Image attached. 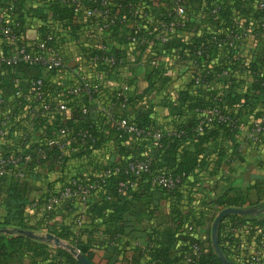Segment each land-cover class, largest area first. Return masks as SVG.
I'll use <instances>...</instances> for the list:
<instances>
[{"label": "crops", "instance_id": "0c3cea01", "mask_svg": "<svg viewBox=\"0 0 264 264\" xmlns=\"http://www.w3.org/2000/svg\"><path fill=\"white\" fill-rule=\"evenodd\" d=\"M246 4L243 3V5ZM30 5L31 2L27 1V6ZM234 14L233 22L240 26L244 34L237 52L241 57L254 58L255 53L264 45V28L259 36L244 30L247 17L241 12ZM74 18L79 27L75 31L60 27L59 33L55 35L54 44L71 59L72 63L80 64L82 58L87 57L86 49L99 42V34H91L93 23L83 24L86 16L79 15ZM251 20L253 24L261 22L264 27V13L258 19ZM195 21L197 22L198 18ZM196 22L179 30L174 41L189 40L194 34H200L203 31V25ZM39 24L40 20L34 18L31 24L26 26L24 35H20V42L24 38L33 39L37 35ZM119 36L120 33L111 36L109 42H113L120 50L124 63L108 76L100 94L83 102L87 104V111L92 119H96L99 113L104 116L101 120L102 124L99 125V131L104 137L103 141L87 154L69 157L63 164H60L55 157L49 158L35 169H28L22 176L26 181V194L29 200L26 205L29 211L27 224L34 232L44 233L49 231L50 227L58 228L67 224L77 232L72 213L65 214L62 206L59 207L58 204L54 207L49 222L42 221L41 207L49 196L57 194L61 189L59 179L67 176L84 179L89 175H98L105 165L127 157L133 151L139 155L151 150L149 144L140 145L139 140L132 135H127L123 139L117 138L112 123L114 116L124 112L138 113L147 110L156 126H167L169 121L176 117L172 107L177 99L178 91L191 79L186 67L193 68L194 60L180 56L173 44L149 42L145 46H139L124 41ZM2 42L7 44L6 52L2 51ZM19 44H16L15 37L12 39L9 36L0 35V53H11ZM209 55L210 65H217L220 61L227 59L221 44L217 45ZM153 60L156 61L154 64H152ZM95 67L100 65L97 64ZM39 74L45 78L49 87L56 91L60 90V85L74 81V77L66 70L47 72L41 68L22 69L17 76H14L20 78L21 89H15V83L12 81V87L4 89L5 98L12 101L15 97L22 96L28 80ZM252 81V73L239 64L231 73L222 70L207 81L197 82L196 78L194 82L199 84L200 92L207 97L210 89H219L224 94L234 95L245 91ZM124 82L130 85L129 91L126 92V107L121 106V101L114 96V90ZM227 107L230 111H239L237 105H227ZM252 107L254 110L264 111V97H253ZM245 114L242 112L240 115V119H244L245 116L244 124L239 126L233 135L218 134L213 140L202 143L191 140L189 148L194 150L197 147H203L207 152V161L189 172L176 191L163 194L161 190L153 188L147 197L132 201L130 205L132 212L130 210L124 212L126 222L121 243L91 247V260L96 264H131L134 255L140 251L136 260H139L138 264H144L148 258V248L158 239V236L153 237L155 231L162 232L166 229H171L175 235L188 231V234L196 237V241L201 242L203 252H209L213 246L211 225L214 217L222 208L235 206L243 209L253 207L255 210L252 215L241 213L243 217L237 231L230 230L231 221H229L226 229L221 232V236L224 238L226 231L230 232L229 239H223V244L233 262L248 264L249 255L258 242L260 225L257 220L264 217V131L256 135L251 134L250 125L254 120L251 116L248 117V113ZM72 115V110L63 114L47 115L42 118L39 127L53 125L56 121L71 118ZM28 117L22 113L13 118L9 126L10 132L8 133L6 128L5 133L0 135V149L19 148L15 139L16 134L25 129L29 130ZM38 133V131H31V138L36 139ZM6 179L7 182L10 181L9 178ZM91 197L94 200L97 198L96 195ZM4 212L5 208L0 204V220ZM97 228L103 229L104 223H99ZM98 234L96 232L95 236ZM149 234H153L151 240H148ZM80 238L87 240L86 234H80ZM190 242L189 239L188 241L182 238L177 239L171 248L172 255H176L179 248L189 245ZM46 243L52 246L49 242L46 241ZM47 249L54 252L51 247ZM260 253L261 264H264V252ZM47 263L48 260L41 255H34L31 249L21 248L4 264Z\"/></svg>", "mask_w": 264, "mask_h": 264}, {"label": "trees", "instance_id": "16d2710c", "mask_svg": "<svg viewBox=\"0 0 264 264\" xmlns=\"http://www.w3.org/2000/svg\"><path fill=\"white\" fill-rule=\"evenodd\" d=\"M27 1L31 2L30 6H27ZM109 8L113 12H117L120 17L124 18L125 23L116 22L111 24L110 27L101 31L99 34V42L93 46H89L86 49L85 55L97 54L102 56L104 51L101 44H107L111 51L117 56H122L120 50L115 46L113 42H109L111 36H115L120 33V39L128 41L125 33L130 31L134 33L135 25L131 26L134 21L135 24L146 23L147 27L150 22L147 21L146 15H155L161 17L166 11H168L169 2L163 0L162 4H155L153 0H109ZM142 3L143 13L146 15L135 14L134 10ZM188 18L185 21L183 27L178 28L171 38L167 41H159L156 38L152 39L153 43L160 42L163 44H173L178 49V54L185 56V58H192L195 62L193 68L186 67L187 74L191 77L190 81H187L184 88L178 91V96L173 104V110L176 114L175 118H172L167 126H156L151 120L149 111H139L138 113L124 112L121 115H129V117L139 127L146 129L159 128L161 130V136L157 141V144L153 143L150 134L146 133L140 136H134L139 140V144H149L151 150L144 151V154L137 155L134 151L127 157L120 160H116L103 167L102 171L98 175H89L84 179L75 176H67L59 179V187L64 185L75 178L78 181L92 182L95 181L98 186L91 189L88 192L87 198L84 203L79 202L75 197H69L60 202L64 213H72L77 232L70 228V225H62L58 228L50 227L49 231L58 235L60 238L65 239L71 244L75 245L82 253H84L89 259L92 257L91 247L100 244H119L121 243V235L125 232L126 218L124 212L130 210L132 201L147 197L150 194V190L157 188L163 192V194H170L176 191L178 185L184 181L185 177L195 167L203 165L207 161V152L203 147H197L194 150L189 148V142L196 140L199 143L211 141L218 134L233 135L239 126L244 124V119H240V115L248 113V117L251 116L254 121L262 119L264 111L254 110L253 97H264V45L255 53L254 58L241 57L237 50L240 43L227 46L223 45L227 54L224 61H220L217 65H210L208 60L210 59V53L214 51L218 45V42L214 41L213 36L219 37L226 34L230 29L238 27L233 21L235 14L241 12L247 19L244 24V30H249L255 35H260L263 30L261 22L253 24V18L260 17L264 13L263 9H258L255 6V0H187ZM243 3H247L243 5ZM218 4L219 9L217 15L210 13L211 8ZM235 10V12H234ZM32 11V13L30 12ZM0 26L8 25L11 32L15 36L16 44L20 42V35H24L26 26L30 25L34 18L40 20V24L37 26V35L33 39L24 38V42L36 43L40 40L46 39L48 34H52V39H46L49 43L54 41L55 35L59 33V28H69L75 31L79 24L74 18L73 4L71 1L62 0H0ZM196 18L198 21L196 22ZM96 17H87L84 23L96 22ZM262 20V19H261ZM192 22L202 23L203 31L200 34H194L189 40H178L177 33L182 28L190 26ZM254 22V21H253ZM257 22V21H256ZM219 29V30H218ZM0 35L1 29H0ZM149 42L141 45L145 46ZM2 51L6 52L7 44L1 43ZM88 52V53H87ZM87 53V54H86ZM124 61L116 63L108 68V76L122 66ZM242 66L248 69L253 75V81L245 91L235 93L224 94L219 89H210L208 96L200 92L199 84L194 81L197 78V82L207 81L212 78L213 75L220 73L222 70H226L228 73ZM100 66L103 63L100 62ZM38 69L39 67H30L26 63H18L14 66H4L0 70V86L4 89L12 87V77L17 76L18 72L22 69ZM189 70V71H188ZM116 71V70H115ZM114 71V72H115ZM37 76V75H36ZM49 87V85H48ZM55 92L52 87L49 90ZM52 91V92H53ZM12 99L10 105L6 102L0 103V128L4 125L7 126V132L9 133L11 128L9 127L13 118L18 114H27V109L24 106L16 109L15 105L17 99ZM86 96L82 95L79 104L72 107L75 102L72 100L68 102L72 107L73 115L66 120L56 121L53 125H45V127H39L42 118H38L35 121L34 127L30 130H23L16 134V143L19 148L16 150H10L9 148H1L0 155H12L23 153L25 151H33L35 146H44L45 141L52 134L53 129L60 125H67L74 129L90 128L96 137V141L92 145H86L84 149H80L72 156H64L60 164H63L69 157L77 155L87 154L94 147L98 146L104 137L99 131V125L102 124L103 115L99 113L96 119H92L89 116L88 111H82L81 107ZM87 105V104H85ZM227 105H237L239 111L228 110ZM216 107L221 114L225 116V119H219L217 114L206 113L205 110ZM249 107V108H247ZM243 109H245L243 111ZM88 110V106H87ZM14 112V113H12ZM10 114V118L5 122V114ZM16 114V115H14ZM245 114V115H246ZM114 116V117H119ZM59 116V115H58ZM76 119V121L74 120ZM252 120V121H253ZM28 121V119H27ZM201 126V129L199 128ZM252 126V122L251 125ZM117 138L123 139L128 134L120 132L114 126ZM31 131H38L36 139L31 138ZM26 133L25 139L21 137ZM32 139V141H31ZM47 156L40 159L37 162L29 161L23 165L12 167L10 173L0 176V204L5 208V212L0 220V264H4L9 261L13 254L19 252V249H31L34 255H41L42 258L48 260L47 264L58 262L59 264H80L76 258L63 247H54V252H50L47 247L46 241H42L37 238L26 235L23 230L30 229L31 226L27 224V217L29 211L26 209L28 204V198L26 194V181L23 177L18 175L19 170L26 172L28 169H35L39 164L55 157L58 159L59 150L55 146L46 148ZM132 157H149L150 168L148 171L142 172L138 176H133L124 171L126 161ZM119 166L118 170L112 171L108 175H104L103 170L108 166ZM158 172H168L174 177L178 176L179 181L177 185L172 189H166L157 184L152 183V177ZM6 178L10 181L7 182ZM104 180V181H102ZM120 180L133 181V185L126 188L125 192L118 190V183ZM92 195H96V200L91 199ZM48 197V195L46 196ZM46 199V198H45ZM94 200V201H93ZM56 206V205H55ZM53 210L49 213L47 218H51ZM253 212L246 214L252 215ZM64 214V215H65ZM42 221L46 219L45 215H42ZM243 214L229 213L222 217L218 224L217 237L219 246L227 259L233 261L226 252L223 244V239H229L230 232L226 231L224 238L221 236V232L226 229V224L230 222L231 225H238L242 221ZM49 222V221H48ZM45 222V223H48ZM262 228L259 230L258 239L264 235V217L257 220ZM104 223V228L99 229L97 225ZM99 233L95 236V233ZM153 237L158 239L154 241L148 248V258L144 264H183L185 255L188 253L190 243L196 241V237L192 234L179 232L175 235L171 229L163 230L162 232L155 231ZM80 234H86L87 240L84 241L80 238ZM153 234H149L148 240H151ZM179 238L188 239L191 241L189 245L181 247L176 255H172L171 248L174 246L175 241ZM140 255V251L134 255V259L131 264H138L139 260H136ZM235 263V262H234ZM189 264H223L218 258L217 253L213 249V246L209 252H203V250L196 255ZM239 264V263H235Z\"/></svg>", "mask_w": 264, "mask_h": 264}, {"label": "built area", "instance_id": "2783aa9c", "mask_svg": "<svg viewBox=\"0 0 264 264\" xmlns=\"http://www.w3.org/2000/svg\"><path fill=\"white\" fill-rule=\"evenodd\" d=\"M71 1L73 4L74 17L83 15L86 17H96L94 22L92 35H98L101 31L107 29L111 24L116 22L125 23L124 18H119L120 15L117 12L111 11L109 8V0H62ZM168 11L161 17L155 15H146L143 13L142 3L135 8V14L146 15L147 21L150 25L147 27L146 23L135 24L132 22L131 26L135 25L134 33L128 31L125 33L128 41L136 44L143 45L147 42H152L153 38L159 41H167L171 38L173 33L185 25V21L188 18L187 0H168ZM155 4H164L163 0H153ZM255 6L258 9L264 8V0H255ZM219 6L214 5L211 8L210 13L217 15ZM1 18V16H0ZM1 34L14 38V34L8 25L0 26ZM52 34H48L46 39H52ZM244 34L241 29L234 27L230 29L226 34L222 36L214 35V41L219 44L233 46L240 43L243 40ZM46 39L40 40L36 43L21 41L19 45L13 49L11 53H0V70L4 66H14L18 63H26L30 67H39L47 72L50 71H68L73 77L74 81L70 84L60 85V90L50 91L48 83L45 78L39 74L28 80L26 89L21 96L17 99L15 107L24 106L27 109L28 121L27 125L31 130L34 127L35 121L38 118H43L47 115L55 113H66L72 110V107L79 104L82 95H85L87 99H93L97 94L103 91L104 82L108 78V68L116 63L122 62L124 59L122 56H117L107 44H101V47L107 51H104L102 56L97 54H90L87 57H83L80 64L70 63V59L66 54L54 44V41L49 43ZM69 60H68V59ZM103 63V66L95 67L97 64ZM156 61L153 60L152 64ZM12 81L15 83V89L20 90V78L14 77ZM130 85L128 83H122L119 88L114 90V96L121 101V106L126 107L127 95ZM75 102V104L69 105V101ZM10 103L8 98H5L4 91L0 86V103ZM103 108V107H102ZM101 109V108H100ZM99 109V110H100ZM82 111H87V105L83 104ZM19 111L15 113L17 115ZM209 114H219L218 118L224 120L225 116L219 112L216 107H212L205 110ZM14 113V112H12ZM10 114H5V123L10 118ZM14 114V115H16ZM16 115V116H17ZM113 126L120 132H125L128 135L140 136L143 134H150L154 144H157L158 139L161 136V130L159 128L152 127L146 129L139 127L129 117V115H121L119 117L112 118ZM7 126L4 125L0 128V135L5 133ZM201 129V126H199ZM251 134H258L264 131V116L262 119L256 120L252 123L250 128ZM26 133L21 137L25 139ZM96 141L94 132L90 128L74 129L67 125H60L53 129L52 134L45 141L47 147L55 146L59 150L58 162L62 161L64 156H72L80 149L87 147L86 145H92ZM42 146H35L33 151H25L23 153L12 155H0V176L10 173L11 168L14 166L23 165L26 162H37L47 156L46 148ZM149 157H132L129 158L124 166V171L138 176L142 172L148 171L150 168ZM119 166H108L103 172L104 175L110 174L112 171L118 170ZM19 176L24 175L23 170H19ZM104 181V180H102ZM179 181L178 176H173L168 172H158L152 177V183L165 187L166 189H172L177 185ZM133 185V181L120 180L118 183V190L125 192L126 188ZM98 184L95 181L84 182L78 181L72 178L68 184L64 185L57 194H53L47 198L41 207V214L46 216L45 222H48L50 218H47L49 213L53 210L55 205L61 201L66 200L69 197H75L79 202L84 203L87 198L88 192L91 189L97 187ZM239 225H231L230 230L237 231ZM262 226H260V229ZM203 250L200 241H193L190 243L188 253L185 255L184 263L189 264L192 259ZM264 252V235L260 236L257 242L256 248L251 252L248 259V264H261V253ZM52 264H59L53 262Z\"/></svg>", "mask_w": 264, "mask_h": 264}, {"label": "water", "instance_id": "95a60500", "mask_svg": "<svg viewBox=\"0 0 264 264\" xmlns=\"http://www.w3.org/2000/svg\"><path fill=\"white\" fill-rule=\"evenodd\" d=\"M254 210L255 209L253 207L243 209L240 207L228 206V207L222 208L214 217L212 225H211V242H212L215 252L218 255V258L223 264H235V263L226 258V256L224 255V253L222 252L219 246L218 237H217V229H218V224L220 220L222 219L223 216L229 213L241 214V213L253 212ZM23 232L30 237L37 238V239L47 241V242H52L57 247H63L67 249L76 258V260L80 264H96L91 259H89L84 253H82L75 245L64 241L58 235L50 231H46L44 233H36L31 229H26V230H23Z\"/></svg>", "mask_w": 264, "mask_h": 264}, {"label": "rangeland", "instance_id": "374dc122", "mask_svg": "<svg viewBox=\"0 0 264 264\" xmlns=\"http://www.w3.org/2000/svg\"><path fill=\"white\" fill-rule=\"evenodd\" d=\"M68 59V58H67ZM69 60V59H68ZM71 60V59H70ZM70 63H72L71 61H70ZM36 233H43V232H36ZM63 239V238H62ZM64 241H66L65 239H63ZM66 242H68V241H66ZM70 243V242H69ZM49 244L50 245H52V246H48V247H51V248H53L54 249V247H56L52 242H49Z\"/></svg>", "mask_w": 264, "mask_h": 264}]
</instances>
